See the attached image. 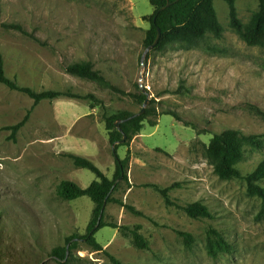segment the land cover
<instances>
[{"label": "rangeland", "instance_id": "rangeland-1", "mask_svg": "<svg viewBox=\"0 0 264 264\" xmlns=\"http://www.w3.org/2000/svg\"><path fill=\"white\" fill-rule=\"evenodd\" d=\"M213 6L223 29L220 39L207 35L195 46L174 43L150 51L141 64L150 0H0L6 77L37 93L95 99L33 106L28 96L0 84V264H57L51 250L64 246L66 237L86 235L91 200L63 201L55 190L64 180L85 189L96 177L63 155L88 158L111 179L114 155L104 116L138 114L144 102L135 97L141 95L148 100L144 113L155 112L128 147L116 151L122 160L129 150V184L120 182L113 198L142 216L110 203L104 222L140 226L149 248L138 250L128 233L105 227L95 234L102 250L80 240L71 264H112L107 255L120 264H264V203L248 195L244 180H220L205 158L212 136L233 129L262 136L263 142L259 150H245L240 174L264 161V47L247 46L231 30L223 0H213ZM235 7L243 24L258 10L256 0H236ZM1 24L18 25L43 45ZM77 62L91 63L125 95L68 74L65 68ZM28 112L12 136L8 128ZM147 185L174 186L173 205L166 206ZM191 203L206 206L212 219L189 218L182 208ZM209 228L224 236L231 253L207 256ZM176 232L193 237L190 249Z\"/></svg>", "mask_w": 264, "mask_h": 264}, {"label": "trees", "instance_id": "trees-1", "mask_svg": "<svg viewBox=\"0 0 264 264\" xmlns=\"http://www.w3.org/2000/svg\"><path fill=\"white\" fill-rule=\"evenodd\" d=\"M228 8L229 25L231 30L250 47H264V0H256L258 10L252 15L247 24H243L237 16L235 7L236 0H223ZM153 13L145 17L149 23V28L145 33L144 47L145 49L154 42L157 30L160 31L161 37L153 50L157 52L163 51L166 47L174 43H182L187 46H195L201 43L207 35H211L215 39L222 36V26L218 21L217 14L213 6V0H150ZM161 11V9H163ZM1 27L7 30H15L29 37L36 43H40L34 36L26 33L20 26L15 24H1ZM43 45V44H41ZM65 71L75 77L93 82L97 85L105 86L108 89L121 93L118 89L110 85L99 71L93 69L91 63L77 62L68 65ZM0 84L4 85L12 91H17L28 96L33 106H37L43 101H54L63 98L76 100L95 99L92 96L82 97L69 92L58 91H42L34 92L27 87H20L15 81L6 77L4 71L3 57L0 53ZM140 104L145 100L144 96L135 97ZM153 109H147L144 114H130L121 112L114 115L104 116V127L107 133L108 142L113 147L115 170L111 179L104 175L88 158L66 153L63 156L69 159L73 166L77 169H85L92 172L96 180L90 185L81 189L71 181H61L56 187L55 194L63 201H73L81 197H87L93 204V210L90 221L86 229V235L78 238L76 235L66 237L64 246L56 247L51 250L50 257L57 264H71L72 252L78 247V242L84 240L93 251H101L102 246L96 241L95 234L102 228L109 227L111 229H119L128 233L131 238L132 245L138 250H148V242L140 234V226L118 227L114 224L104 222V210L107 204L116 203L120 207L125 208L136 215L142 216L134 208L125 205L122 201L114 199L113 194L118 191L120 182L128 183L127 171L129 168L130 153L127 150L124 159H119L116 151L119 147H128V143L133 137L141 133L148 117L154 115ZM257 113L261 114L258 110ZM30 112H28L20 123L11 126L12 136H14L26 123ZM163 115H170L164 113ZM119 122L117 129L115 124ZM154 127V123H149ZM126 137L124 143H119L123 137ZM262 136L244 135L238 130L228 129L220 134L212 136L206 149L205 158L212 167L214 174L224 181L234 179H242L246 183V191L248 195L259 198L264 203V188L260 185L264 181V161L260 163L254 171L242 176L237 169V165L244 159L246 149L259 150L262 148ZM130 186V185H129ZM154 189L163 199L166 206H172L173 203L169 198V192L174 188H160L156 185H147ZM130 188V187H128ZM183 212L191 219H212V216L206 206L200 203H191L182 208ZM98 227L95 228L98 219ZM182 238L186 249H190L194 243L193 237L186 232H176ZM66 249L68 255L66 256ZM205 249L207 256L215 260L220 255L229 254L232 251L231 244L226 241L224 236L215 229L209 228L206 233ZM112 264H120L115 258L107 255Z\"/></svg>", "mask_w": 264, "mask_h": 264}, {"label": "water", "instance_id": "water-1", "mask_svg": "<svg viewBox=\"0 0 264 264\" xmlns=\"http://www.w3.org/2000/svg\"><path fill=\"white\" fill-rule=\"evenodd\" d=\"M162 10H164V8L161 9V11H162ZM160 37H161L160 31L157 30V35H156V38H155L154 42L152 43V45H150L149 47H147V48L145 49V51L143 52V54H142V56H141V58H140L141 64H142L143 60L145 59L146 55H147L150 51H152V50L155 48V46L157 45V43H158ZM140 89H142L141 86H140ZM141 91H142V90H141ZM147 104H148V100L146 99V100L144 101V103H143V109L137 114V116L142 115V114L144 113V107H145ZM119 124H120L119 122H116V124H115V126H116L117 129L119 128ZM125 139H126V137L123 135V137H122V139H121V141H120L119 143H123V142L125 141ZM112 149H113V147H112ZM99 220H100V218L98 219V222H97L95 228L98 227ZM67 255H68V249H66V256H67Z\"/></svg>", "mask_w": 264, "mask_h": 264}]
</instances>
